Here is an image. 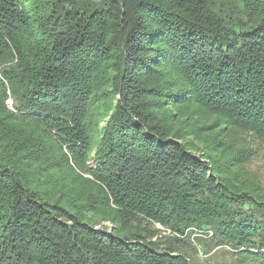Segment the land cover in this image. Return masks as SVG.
Returning <instances> with one entry per match:
<instances>
[{
  "label": "trees",
  "instance_id": "16d2710c",
  "mask_svg": "<svg viewBox=\"0 0 264 264\" xmlns=\"http://www.w3.org/2000/svg\"><path fill=\"white\" fill-rule=\"evenodd\" d=\"M163 106L264 145V0H0V264H264L251 153L208 166Z\"/></svg>",
  "mask_w": 264,
  "mask_h": 264
},
{
  "label": "rangeland",
  "instance_id": "374dc122",
  "mask_svg": "<svg viewBox=\"0 0 264 264\" xmlns=\"http://www.w3.org/2000/svg\"><path fill=\"white\" fill-rule=\"evenodd\" d=\"M110 58L114 61L112 56ZM109 62V61H108ZM119 65V64H118ZM120 67V65H119ZM116 76V73H115ZM101 80V79H100ZM103 81H107V73L103 76ZM100 93V94H99ZM98 104L100 108V113L97 117L93 118V127L96 129V122L99 121L98 133L101 135V130L110 122L112 115L114 113V108L116 105V100L108 97L107 92H97ZM108 97V98H107ZM6 105L11 108L12 101L6 100ZM159 116H166L171 114L173 116V125L177 121L178 126H183L186 136L183 139H178L174 136H171L169 140H173L181 145L186 144L187 140L195 142V146L190 149V151L197 157H202L201 159L207 163L208 166H212L213 163H216L218 158H221V151H223V144H226V150L223 154V159L235 156L233 148H229L228 144L232 143L234 140L235 144H241L246 149L247 153H251L248 160L239 161L238 164L231 167L229 170H225V175L233 179V171H235L238 178H242L245 174L249 177L250 188L255 189L258 185L264 188V145H262L258 140L251 137H247L242 134L234 135L233 133H228V129L223 128L221 133H218V129H213L211 125H208V118L200 117L201 115L195 114L192 112V108L187 107L186 110H179L174 106H163L158 111ZM189 114L192 117L189 118ZM97 119V120H96ZM199 120L201 124L208 125L209 128H202L197 134H190L186 132L185 129L193 120ZM226 129V131H225ZM211 130V131H210ZM234 144V145H235ZM216 147L218 150L216 151ZM205 157V158H204ZM208 157H212L208 158ZM223 162V161H222ZM73 164V162H72ZM75 165V164H74ZM94 166V165H91ZM85 176H89L87 173H84ZM103 217V216H102ZM98 222L95 223V228L105 230L109 233L116 234L118 229V224L111 220H105L101 217H97ZM70 223V222H69ZM154 229H159V235L168 234L170 231H165L163 226L159 223L152 226ZM117 235H121L118 234Z\"/></svg>",
  "mask_w": 264,
  "mask_h": 264
}]
</instances>
